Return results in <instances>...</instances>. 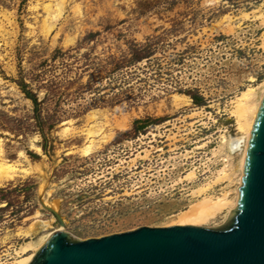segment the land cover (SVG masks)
Returning <instances> with one entry per match:
<instances>
[{
	"label": "rangeland",
	"instance_id": "374dc122",
	"mask_svg": "<svg viewBox=\"0 0 264 264\" xmlns=\"http://www.w3.org/2000/svg\"><path fill=\"white\" fill-rule=\"evenodd\" d=\"M44 4L0 0V148L33 166L0 183V264L38 220L59 228L47 208L76 240L175 225L221 167L219 135L237 136L230 101L264 82V0H64L53 19ZM93 111L106 143L82 157Z\"/></svg>",
	"mask_w": 264,
	"mask_h": 264
},
{
	"label": "water",
	"instance_id": "95a60500",
	"mask_svg": "<svg viewBox=\"0 0 264 264\" xmlns=\"http://www.w3.org/2000/svg\"><path fill=\"white\" fill-rule=\"evenodd\" d=\"M47 209L63 229L57 210ZM27 264H264V91L246 143L236 206L221 226H141L86 240L57 230Z\"/></svg>",
	"mask_w": 264,
	"mask_h": 264
},
{
	"label": "bare ground",
	"instance_id": "6f19581e",
	"mask_svg": "<svg viewBox=\"0 0 264 264\" xmlns=\"http://www.w3.org/2000/svg\"><path fill=\"white\" fill-rule=\"evenodd\" d=\"M53 1V5L44 4V10L47 17L52 19L56 18L61 13L64 4V0ZM256 17H258L264 25V13L259 12ZM44 22L46 23L45 29H47V31L50 30L52 28V23H49L46 20H44ZM263 91L264 82L260 83L257 87L248 85L244 90L240 91L232 98L230 101L231 106L229 114L235 120L237 136L231 137L228 140L223 134L219 135V145L212 149V157L215 159L218 158V161L221 162V167L215 171L212 179L204 182V184L193 190L192 193L198 198L191 203L186 210H180L173 214L171 216V224L198 226L207 225L216 218H222V221L227 220L231 210L236 206L237 187L240 183L242 174L246 143ZM178 97H181L180 94H174V98L178 99ZM90 113L91 125L87 129L88 143L81 149L82 157H86L92 152L97 151V149L106 143L105 135L100 136L104 121H98L99 116H96V111ZM96 136L99 137L95 138ZM30 145V147L37 153H41L39 146L33 143ZM225 149L228 153L237 152L238 158L234 164L230 162L229 155L225 152ZM21 158L22 160H19L20 163L18 161L8 162L3 158L2 150L0 148V183L13 180L16 176H27L33 172V166L29 159L26 156H21ZM21 162L25 163L26 167H24ZM185 178L188 180L193 179L194 172H188ZM223 182L233 184L234 188L230 190L231 193L229 194L224 190L219 194H213V187ZM36 215H38V213H36ZM37 222L38 227L34 229L32 225H30L23 235L24 239H30V241L25 242L21 246L19 245L20 247L18 250H13L16 257L14 256L15 259L8 264H27L52 232L57 230L64 231V227L63 229L59 227L56 230L48 231V229H51V226L47 221L40 219Z\"/></svg>",
	"mask_w": 264,
	"mask_h": 264
},
{
	"label": "trees",
	"instance_id": "16d2710c",
	"mask_svg": "<svg viewBox=\"0 0 264 264\" xmlns=\"http://www.w3.org/2000/svg\"><path fill=\"white\" fill-rule=\"evenodd\" d=\"M33 101H35V99H32Z\"/></svg>",
	"mask_w": 264,
	"mask_h": 264
}]
</instances>
